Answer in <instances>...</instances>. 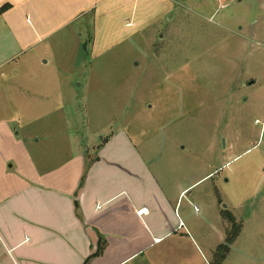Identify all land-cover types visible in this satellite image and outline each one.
<instances>
[{
  "label": "rangeland",
  "instance_id": "374dc122",
  "mask_svg": "<svg viewBox=\"0 0 264 264\" xmlns=\"http://www.w3.org/2000/svg\"><path fill=\"white\" fill-rule=\"evenodd\" d=\"M18 64L21 123L41 144L53 133L39 153L57 162L126 138L150 177L197 182L186 227L122 264H220L242 227L227 264H264V0L100 7Z\"/></svg>",
  "mask_w": 264,
  "mask_h": 264
},
{
  "label": "crops",
  "instance_id": "0c3cea01",
  "mask_svg": "<svg viewBox=\"0 0 264 264\" xmlns=\"http://www.w3.org/2000/svg\"><path fill=\"white\" fill-rule=\"evenodd\" d=\"M133 2L0 0V264H122L186 227L179 208L197 182L177 188L150 177L126 138L80 146L55 162L57 150L39 153L41 145L54 148L53 133L41 144L19 119L15 89L26 87L21 55L39 40L54 39L64 24L80 28L100 7ZM243 231L231 244L224 241L220 264L233 257ZM239 253L258 256L255 250Z\"/></svg>",
  "mask_w": 264,
  "mask_h": 264
},
{
  "label": "built area",
  "instance_id": "2783aa9c",
  "mask_svg": "<svg viewBox=\"0 0 264 264\" xmlns=\"http://www.w3.org/2000/svg\"><path fill=\"white\" fill-rule=\"evenodd\" d=\"M183 224H184V223H183V221L181 220V224H180V225L183 226Z\"/></svg>",
  "mask_w": 264,
  "mask_h": 264
},
{
  "label": "trees",
  "instance_id": "16d2710c",
  "mask_svg": "<svg viewBox=\"0 0 264 264\" xmlns=\"http://www.w3.org/2000/svg\"><path fill=\"white\" fill-rule=\"evenodd\" d=\"M228 247L226 246V249H227Z\"/></svg>",
  "mask_w": 264,
  "mask_h": 264
}]
</instances>
